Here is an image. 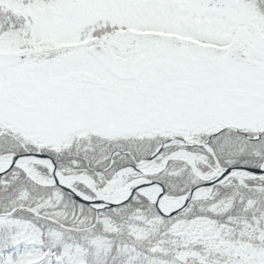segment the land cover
I'll return each mask as SVG.
<instances>
[{
    "label": "snow or ice",
    "instance_id": "6c2138e0",
    "mask_svg": "<svg viewBox=\"0 0 264 264\" xmlns=\"http://www.w3.org/2000/svg\"><path fill=\"white\" fill-rule=\"evenodd\" d=\"M0 264H264V0H0Z\"/></svg>",
    "mask_w": 264,
    "mask_h": 264
}]
</instances>
